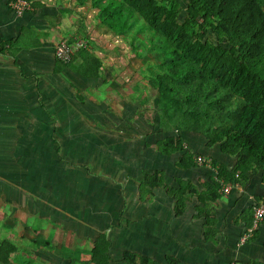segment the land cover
I'll return each mask as SVG.
<instances>
[{"label":"crops","instance_id":"obj_1","mask_svg":"<svg viewBox=\"0 0 264 264\" xmlns=\"http://www.w3.org/2000/svg\"><path fill=\"white\" fill-rule=\"evenodd\" d=\"M9 2L0 0V43L5 42L0 52V241L27 244V252H38L33 258L39 264H128L124 251L160 263L165 255L185 264L264 263V221L244 243L238 242L249 223L252 200L264 197L260 172H248L241 190H214L216 196L209 201L214 238H204L203 217L194 206L211 193V167L222 164L229 169L235 156L220 152L215 144L206 146L198 133L163 131L157 121L148 123L136 112L132 116L138 136L129 144L120 141L125 137L120 121L112 120L109 112L116 107L121 117L129 118L138 103L126 102L127 109L107 108L106 99L100 98H111L97 91L103 71L108 73L101 56L108 53L102 37L109 32L99 26L91 0H30V9L20 14ZM62 38H81L90 45L85 49L100 61L96 74H80L59 64L52 50ZM68 79L74 90H89L88 112L82 118L68 89H60V81ZM99 103L104 115L96 119L93 107ZM97 120L104 129L96 128L98 134L88 124L85 132L104 137L98 146L103 151L97 162L76 166L81 159L73 139L81 137L85 122ZM114 126L118 130L109 129ZM168 134L185 140L193 153L210 155L215 166L196 164L182 149L167 155L157 151L153 142ZM64 138L69 140L62 143ZM183 152L193 165L185 162ZM142 169L158 171L163 183L175 189L178 181H188L195 192L185 195L183 209L175 213L173 198L161 185L138 192L140 176L135 175ZM46 171L48 177L43 176Z\"/></svg>","mask_w":264,"mask_h":264},{"label":"trees","instance_id":"obj_2","mask_svg":"<svg viewBox=\"0 0 264 264\" xmlns=\"http://www.w3.org/2000/svg\"><path fill=\"white\" fill-rule=\"evenodd\" d=\"M181 1L185 15L178 22ZM91 6L103 31L121 37L130 50L140 47L135 56H159L154 62L157 72L146 74L155 91L160 129L198 133L206 146L216 144L220 152L234 155L231 168L216 165L215 176L223 182L241 186L246 174L255 170L264 182V0H91ZM137 34H146L145 44ZM206 34L213 39L204 38ZM59 64L80 74H96L100 61L82 47ZM181 141L174 134L164 135L155 140V148L167 155L181 149ZM183 155L193 165L190 156ZM138 182L141 193L147 186L165 188L175 213L183 209L185 195L195 192L188 181H178L176 189L165 185L155 170L142 169ZM211 182V193L194 206L203 217V237L209 240L215 233L209 201L219 187L215 179ZM16 251L13 243L1 240L0 264H8ZM122 258L128 264H185L168 255L160 263L130 251Z\"/></svg>","mask_w":264,"mask_h":264},{"label":"rangeland","instance_id":"obj_3","mask_svg":"<svg viewBox=\"0 0 264 264\" xmlns=\"http://www.w3.org/2000/svg\"><path fill=\"white\" fill-rule=\"evenodd\" d=\"M97 1H100V0H97ZM180 3H181V5H180L179 11L177 13V21L178 22H180L185 15V12H184L185 6H184L182 1ZM142 35L143 34H137V36L139 38H141L142 42L145 44L147 36H146V34H144L143 36ZM99 37H101V36H99ZM204 38H207L209 40L213 39V38H211V36H209V34L204 35ZM102 40H103L102 43L105 44V46L103 48L106 50V53L108 52L107 55L101 56L102 60H103L102 66L107 67L108 73L111 71L112 68H113L114 72H110V74H109L110 79H108V77H107L108 73L105 74L103 71V74L105 76L101 77L102 80L100 79V82H101L100 88L97 91H104L109 96H111V98H106V97L101 95V97H100L101 100L105 102L104 99H106L107 108L110 105H112V107L119 105L120 107L123 106L124 109H127L128 104L126 102H129V101L131 102V100H133V101L136 100L138 103L134 108H131V110H130L131 114H130L129 118L121 117L122 111L117 109L116 107H115V112L114 111H111V112L114 114H117V115H113L111 112L106 110L107 112H109L111 114L112 120L114 119V117H117L118 120L120 121L119 122L120 128L114 126V127H110L109 129L118 130V128H119V130H121V132H122V135L125 136V137H121L120 141L129 144L130 138H134L135 135L138 136V132L136 131L137 126H138L137 125L138 122L132 116V113L136 112L137 114H140V115L142 114V116L144 117V120H146V122H148V123H155L158 119V113H157V110L155 107V98H154L155 95L153 94L155 91L148 84V80H147L148 74H146V73H147V71L151 72L152 74L157 72V68L155 66V63L159 59V56L155 55V54H153V55L144 54L140 57H137V56H135L134 53L140 49V47L138 45L135 46V48L133 50H130L129 45L127 44L126 41L122 40L121 37L111 36V34H109V33H106V35H104L102 37ZM85 47L90 48V45H88L85 42ZM146 60L149 61L147 64H141L140 63L141 61H146ZM109 80H112V81L115 80L117 83L112 84L109 82ZM68 82L69 83H66L63 80L60 81V89L61 90H62V88L68 89L70 96H72L76 101V112L80 113V115H81L80 118H82V114H86L88 112L85 109V108H87L86 104H88V101H87V99H85V97H86V93L89 92V90L87 88H86L87 90H84L81 87L78 90L77 89L74 90L75 89L74 84H70L69 79H68ZM71 83H73V82H71ZM75 84L79 85L77 82H75ZM96 96H98V95H96ZM113 98H115L117 100V102L112 100ZM125 99H128V100L126 101ZM119 103H121V104H119ZM93 108H95V114L94 115L96 116V119H99L101 115H104V109L100 107V103L95 105ZM124 113H125V111H124ZM122 116H123V114H122ZM97 121L100 122L99 120H97ZM98 122H95V121L85 122L84 126H83L84 127L83 130H82V128H80L81 129V133H80L81 137L75 136V139H73L79 144V147H80V148L78 147V150L80 151V159L81 160L79 163H75L76 166L82 167V166L87 165L89 163H95L98 161L99 152L103 151V149L99 148L100 147L99 145H101V142H103L102 140L104 139V137H100V135L89 137L85 132V130L88 129V124H91L93 127H95V128H91V129H95L99 134V131L97 129L103 130L104 128H101L103 123L100 122V125H98ZM105 128H107V127H105ZM147 129H150V128L148 127ZM82 131H84V132H82ZM83 133H85L86 137H84ZM67 140H69V138L61 139L62 143L64 141H67ZM83 145L85 146L83 148V152H84L85 156L83 155L82 149H81V147ZM152 146H155L154 142H153ZM88 147L91 148L90 153L88 152ZM125 148H123V150L121 152L122 154L126 152ZM53 149H54V146H53ZM73 151L74 150L70 149V153ZM54 153L56 156L58 155V151H55V149H54ZM122 154H120V155H122ZM204 155H208V154H204ZM90 156H91V160L89 159ZM103 156H104V154H103ZM208 156L212 160V157L210 155H208ZM83 158H84V160H83ZM211 160H210V162H211ZM88 161H90V162H88ZM133 167L135 169L137 168V167H135V165ZM45 174L49 175L47 173V171H46V173H44L43 176L48 177ZM135 176H137V178H138V176H140V175L138 174ZM242 231L240 232L239 237H240ZM239 237H238L239 243H244L247 240V238H246L243 241H239ZM26 245L27 244H14V247H18L17 251H16L17 255L13 259H11L8 264H39L38 259L36 260L35 258H33V256H35V257L38 256V252H36V251L30 252V250L27 252V249L24 247ZM27 253H29V257L27 255Z\"/></svg>","mask_w":264,"mask_h":264},{"label":"built area","instance_id":"obj_4","mask_svg":"<svg viewBox=\"0 0 264 264\" xmlns=\"http://www.w3.org/2000/svg\"><path fill=\"white\" fill-rule=\"evenodd\" d=\"M9 5L16 14H20L21 12L30 9L31 7L28 0H10ZM82 47L85 48V41L81 38H62L53 45L52 53L56 60L62 63H66L71 58L73 52L76 49ZM180 147L185 153L191 154L192 159L196 164L210 166V157L204 154L193 153V151L188 147V144L185 140L181 141ZM211 168L213 169L214 173H216L215 167ZM214 179L219 185L218 191L223 194L228 193L232 188L241 190V187L237 181L223 182L221 179L216 178V176L214 177ZM261 221H264V197L252 200L249 224L243 228V231L239 237V241H243L246 238L248 239L249 237H251L253 231H255Z\"/></svg>","mask_w":264,"mask_h":264},{"label":"clouds","instance_id":"obj_5","mask_svg":"<svg viewBox=\"0 0 264 264\" xmlns=\"http://www.w3.org/2000/svg\"><path fill=\"white\" fill-rule=\"evenodd\" d=\"M255 199V198H254ZM259 199V198H258ZM250 215H251V213H250ZM256 230V229H255ZM254 232V231H253ZM252 236V235H251ZM250 238V237H249Z\"/></svg>","mask_w":264,"mask_h":264}]
</instances>
